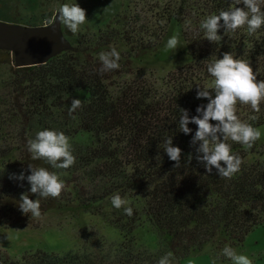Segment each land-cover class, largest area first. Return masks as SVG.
Segmentation results:
<instances>
[{"label": "trees", "instance_id": "trees-1", "mask_svg": "<svg viewBox=\"0 0 264 264\" xmlns=\"http://www.w3.org/2000/svg\"><path fill=\"white\" fill-rule=\"evenodd\" d=\"M125 1L115 29L92 39L81 36L70 55L54 53L42 65L20 67L9 52L0 50V64L11 67L12 116L20 117L17 147L2 145L4 135L0 131V168L19 150L22 158L18 166L26 177L31 174V164L55 172L63 182L71 174H82V180L92 184L85 188L75 180V194L62 191L58 198H45L31 193L26 177L23 181L11 179L12 173L0 170V224H19L31 215L19 209L24 194L39 200L41 214L68 206L96 207L119 194L121 198L139 199L142 214L165 239L166 250H136L134 241L129 240L115 249L111 258L103 249L87 256L43 252L21 259L0 252V264H158L169 253L171 260L181 264L208 244H216V249L238 246L249 232L264 224V170L244 163L258 140L251 149L231 139L225 141L242 159L240 171L228 179L218 176L215 168L207 173L196 159L199 142L192 144V138L197 125L190 123L192 131L187 135L179 131L180 109L187 110L191 118L198 115V106L207 105L206 98H197V90H212L214 78L207 67L224 53L249 62L257 80L264 81V26L253 34L248 33L247 25L234 32H226L222 26L218 31L222 39L214 43L205 38L201 21L234 8L247 11L242 0H166L152 7L144 5V0ZM261 9L264 11V5ZM170 23L180 29L192 62L168 75L164 90H157L146 78L120 83L121 61L119 69L101 74L100 59L86 56L117 46L119 40L129 53L144 55L158 47ZM75 92H84L86 99L70 114ZM212 95L214 98L215 93ZM236 114L241 115L242 122L264 130L263 102L258 113L250 105L238 103ZM253 116L257 119H251ZM58 126L64 128L67 137L78 132L92 137L89 145L72 147L76 160L68 169L53 168L43 159L33 160L28 151L29 135ZM68 126L71 129H66ZM168 137L182 150L178 168L163 149ZM131 217L125 214V219ZM115 223L112 225L120 229Z\"/></svg>", "mask_w": 264, "mask_h": 264}, {"label": "rangeland", "instance_id": "rangeland-1", "mask_svg": "<svg viewBox=\"0 0 264 264\" xmlns=\"http://www.w3.org/2000/svg\"><path fill=\"white\" fill-rule=\"evenodd\" d=\"M165 1L144 0L143 4L152 7L155 4L162 5ZM63 4H78L86 10L87 21L80 26V30L76 34H73L67 26L59 21L58 9ZM125 7V0H0V27L27 29L54 27L52 45L58 48L55 53L70 55L77 48V39L81 36L92 39L109 31L110 28L115 29L116 20L119 15H122ZM49 21L51 23H48ZM165 30L166 34L158 47L144 55L135 56L133 53H129L126 46L119 40L117 46L102 49L86 56L99 58L101 53L110 52L115 47L120 53V61L123 64L120 83L146 78L155 85L157 90H164L167 76L192 62L180 29L174 23H170ZM172 36L179 38L177 50L166 48L167 41ZM0 50L9 52L18 66L19 53L15 47L0 43ZM73 54L76 57L77 54ZM10 68V65L0 64V131L4 135V141L1 144L6 147H17L16 134L20 132L18 125L20 117L12 116L13 105L11 103L14 100V93L9 87L13 82ZM73 97L84 101L86 94L75 92ZM243 107L246 110V106ZM69 128L71 129L70 126L66 129ZM63 130L62 126L54 128V131L64 133ZM259 130L261 137L257 145L246 154L244 163L246 166L254 165L264 170V130ZM35 137V134H31L27 140L35 139ZM68 138L71 148L76 144L89 145L92 142V137L83 132H78ZM21 158L20 151H14L9 155V161H5L6 164L0 170L12 174H19L23 171L26 177L23 168L18 166ZM10 166L18 167L10 169ZM82 176V174H71L63 178L64 194H75L73 188L75 180L85 188L92 185L88 181H83ZM122 199H126L127 206L135 210L133 213L136 215L133 220L132 217L125 219L124 208L116 209L112 205L111 199L88 209L76 206L51 209L42 213L38 218L29 215L26 221L19 224L9 223L7 225L5 224L7 222L2 221L0 224V252L21 259L24 256L28 257L43 252L56 255L79 252V255L87 256L94 255L97 252L96 249H103L105 251L103 254H108L111 258L114 250L122 243L127 244L126 242L129 240L134 241L133 247L136 250L145 249L150 253L166 250L165 239L159 236L156 229L142 214V203L139 199L136 200L132 197ZM112 222H118V228H121H115ZM126 230H130V233L128 234ZM225 246L227 245L216 249V244H208L199 252L191 254L181 264H232L229 259L221 255ZM233 248L238 254L248 256L252 260V264H264V224L249 232L242 244ZM172 264H177L174 259H172Z\"/></svg>", "mask_w": 264, "mask_h": 264}, {"label": "clouds", "instance_id": "clouds-1", "mask_svg": "<svg viewBox=\"0 0 264 264\" xmlns=\"http://www.w3.org/2000/svg\"><path fill=\"white\" fill-rule=\"evenodd\" d=\"M241 3V0H238ZM245 9L234 8L230 11H221L218 15H209L200 23L204 36L208 41L219 43L222 39L218 35L223 26L228 31H236L247 25L249 34L255 33L264 26V11L261 4L264 0H242ZM59 21L73 33L80 30V26L86 21V10L78 4H63L58 9ZM223 21V24H221ZM48 23H51L50 21ZM179 38L172 36L168 39L166 48L177 50ZM102 67L100 73L119 69L120 53L115 47L110 52L101 53L99 56ZM207 72L214 78L212 90L199 87L197 98H206L207 105H200L196 112L198 115H188V111L181 110L179 119V131L185 135L191 133L188 127L190 123L197 125V130L192 138V144L199 142L196 159L203 163L207 173L211 174L213 168L218 176L231 179L240 171L242 159L232 152L231 146L226 143L228 139L251 149L255 142L260 139L261 132L251 124L242 122L237 116V104L250 105L255 112L260 111V104L264 102V81L257 80V74L253 71L250 63L235 59L231 53H224L222 58L209 63ZM212 92L215 93L213 98ZM82 107V101H72L69 113L75 112ZM251 119H257L253 116ZM211 121H215L213 124ZM222 137V138H221ZM164 151L169 159L175 162L174 167L181 166V152L179 147L173 146L172 137L164 142ZM28 151L32 153V159H43L53 168L68 169L75 164V156L72 154L69 138L63 133L54 130H42L36 134L35 139L28 141ZM191 156L188 157L190 161ZM30 175L26 177L31 185L30 191L40 197L58 198L63 189L64 182L60 180L55 172H50L44 167L28 165ZM11 179L25 180L24 172L19 175L13 174ZM112 205L116 209L124 208L126 215L131 217L133 209L128 207V201L122 199L119 194L112 197ZM19 209L24 215L29 213L33 218L41 216L39 200L29 199L24 194L20 198ZM221 255L229 259L232 264H252V260L244 255L238 254L231 246H225ZM172 254L162 257L158 264H172Z\"/></svg>", "mask_w": 264, "mask_h": 264}, {"label": "water", "instance_id": "water-1", "mask_svg": "<svg viewBox=\"0 0 264 264\" xmlns=\"http://www.w3.org/2000/svg\"><path fill=\"white\" fill-rule=\"evenodd\" d=\"M54 30V27L44 29L0 27V43L18 50V66H38L44 64L58 49L52 45Z\"/></svg>", "mask_w": 264, "mask_h": 264}]
</instances>
